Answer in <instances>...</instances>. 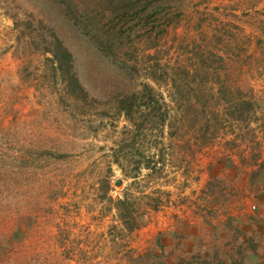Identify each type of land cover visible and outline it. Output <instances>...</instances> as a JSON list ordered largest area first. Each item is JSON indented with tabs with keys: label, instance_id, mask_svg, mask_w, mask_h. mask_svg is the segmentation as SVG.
I'll return each instance as SVG.
<instances>
[{
	"label": "rangeland",
	"instance_id": "374dc122",
	"mask_svg": "<svg viewBox=\"0 0 264 264\" xmlns=\"http://www.w3.org/2000/svg\"><path fill=\"white\" fill-rule=\"evenodd\" d=\"M36 33L103 103L58 102ZM171 79L163 132L124 143L108 98ZM0 264H264V0H0Z\"/></svg>",
	"mask_w": 264,
	"mask_h": 264
},
{
	"label": "trees",
	"instance_id": "16d2710c",
	"mask_svg": "<svg viewBox=\"0 0 264 264\" xmlns=\"http://www.w3.org/2000/svg\"><path fill=\"white\" fill-rule=\"evenodd\" d=\"M39 22H42L41 19H39ZM31 38L36 42L32 43L36 50L49 54L46 57V61L50 64L55 84L59 85L58 91L60 93L58 102H63L64 99L68 100V106L71 110H80V105L82 104L91 108L98 102L103 103L100 95L98 97L97 94L90 93L85 88L75 66L74 53L54 33L45 39L39 33H36ZM96 48L103 55L109 56L106 52V46L101 45ZM156 72V69L152 68L146 78L150 81L152 80L154 83L157 82L158 77L156 76ZM164 74L168 76L169 73L163 68V73L160 78H163ZM166 86L169 87L167 90V99L162 91L157 90L147 81L142 82L140 88L136 91L131 93L119 92L113 98H108L106 103L108 101L113 102L118 115L122 116L126 122L121 129L120 137L124 143H126L127 139L131 141V144L138 139L142 140L154 128H161V132H163L162 128L166 126L167 120H171V116H168V106L170 103L173 104V102L177 101V93L180 85H177L171 79V82L166 83ZM188 107L193 108L194 105H189ZM139 109L146 112L142 115V117H145V121H142V117L136 115ZM122 148L123 146H120V149ZM150 158L152 157L146 158L145 166L151 172L157 173L159 167H157L156 162L150 161ZM112 163L116 164L124 175L129 178H135L141 168L139 161L133 162L126 154L121 152L120 154L116 152L112 155ZM114 202L118 217L123 226L129 231L138 226L139 223L129 214L128 207L130 203L128 194L124 193L122 198H118ZM155 206L153 205V207Z\"/></svg>",
	"mask_w": 264,
	"mask_h": 264
},
{
	"label": "water",
	"instance_id": "95a60500",
	"mask_svg": "<svg viewBox=\"0 0 264 264\" xmlns=\"http://www.w3.org/2000/svg\"><path fill=\"white\" fill-rule=\"evenodd\" d=\"M120 183H121V180L118 179V180L116 181V185H120Z\"/></svg>",
	"mask_w": 264,
	"mask_h": 264
}]
</instances>
